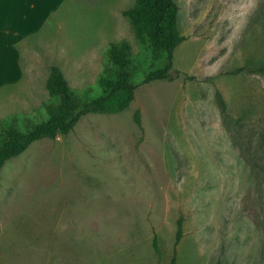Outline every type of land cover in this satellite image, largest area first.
I'll return each mask as SVG.
<instances>
[{
  "label": "rangeland",
  "instance_id": "rangeland-1",
  "mask_svg": "<svg viewBox=\"0 0 264 264\" xmlns=\"http://www.w3.org/2000/svg\"><path fill=\"white\" fill-rule=\"evenodd\" d=\"M176 1L175 78L146 84L151 53L122 15L134 0L32 8L21 81L0 64V117L44 113L52 65L100 93L113 41L131 44L139 86L126 110L88 113L5 163L0 264H264V0Z\"/></svg>",
  "mask_w": 264,
  "mask_h": 264
},
{
  "label": "trees",
  "instance_id": "trees-1",
  "mask_svg": "<svg viewBox=\"0 0 264 264\" xmlns=\"http://www.w3.org/2000/svg\"><path fill=\"white\" fill-rule=\"evenodd\" d=\"M179 11L176 0H134L131 7L122 11L136 41L151 53L150 67L141 83L175 78L172 73L174 51L186 40L179 30ZM106 57L104 70L98 78L100 93L96 94L91 88L76 90L62 69L52 65L46 80L49 99L43 104L44 113L0 117V171L8 160L19 156L33 142L69 133L84 115L118 113L131 105L139 86L131 44L126 40L111 42ZM217 97L222 112H226L225 99L220 92ZM135 121L141 123L139 111ZM182 233L180 226L177 241ZM155 248H158L156 242ZM170 264H176V257Z\"/></svg>",
  "mask_w": 264,
  "mask_h": 264
},
{
  "label": "crops",
  "instance_id": "crops-1",
  "mask_svg": "<svg viewBox=\"0 0 264 264\" xmlns=\"http://www.w3.org/2000/svg\"><path fill=\"white\" fill-rule=\"evenodd\" d=\"M40 1L46 2L47 0H0V9H4L7 4L12 6L11 11L7 10L5 15L2 13L3 9L0 10V25L1 23L4 25L3 30L0 28V64L9 63L7 66L9 77L4 80L6 84H9V82L13 84L11 83L13 78L10 76H13L11 74H14L17 70V76H15V82H13L16 84L22 79L21 66H17V64L19 65L20 54L16 44L22 39L20 29L23 27L25 32L27 24L33 20L30 12H32V8L41 4ZM1 33H5V35L1 36ZM8 34L9 36H6Z\"/></svg>",
  "mask_w": 264,
  "mask_h": 264
}]
</instances>
